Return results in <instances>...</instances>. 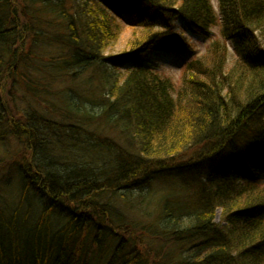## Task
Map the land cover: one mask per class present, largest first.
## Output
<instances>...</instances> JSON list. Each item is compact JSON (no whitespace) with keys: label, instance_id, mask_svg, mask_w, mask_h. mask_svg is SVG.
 I'll use <instances>...</instances> for the list:
<instances>
[{"label":"trees","instance_id":"obj_1","mask_svg":"<svg viewBox=\"0 0 264 264\" xmlns=\"http://www.w3.org/2000/svg\"><path fill=\"white\" fill-rule=\"evenodd\" d=\"M215 27L180 81L159 72ZM57 81L65 114L15 109L12 89ZM9 137L0 264H264V0H0Z\"/></svg>","mask_w":264,"mask_h":264},{"label":"rangeland","instance_id":"obj_2","mask_svg":"<svg viewBox=\"0 0 264 264\" xmlns=\"http://www.w3.org/2000/svg\"><path fill=\"white\" fill-rule=\"evenodd\" d=\"M213 3L215 7L218 9L219 7V0H213ZM178 27L183 29V24L181 22H177ZM213 37L209 40L204 39H198L194 38V42H192L194 50V56L193 53L189 54H183V55H168L167 57L163 58L162 60H159V71L160 73H163L164 75L170 77L173 80L180 81L186 73H184V67L187 65L191 60L194 58H201L205 54L207 48L211 45V42L215 39L219 38V27H215L212 31ZM131 36V31L128 27H125V30L123 32V35L120 37L118 43L110 50V53H120L126 48V44ZM228 50V49H227ZM228 56H227V70L231 69V66L234 62V57L231 55V53L228 50ZM43 53L42 55H44ZM43 64V66L40 64L41 70L44 71L45 68H49L47 65L48 63L45 61L39 62ZM88 77V74H85L83 76V79ZM65 81H57L53 86L52 90L54 92H59L57 96L52 98H47V94H51L52 92L49 90H46V95L43 97H40L41 92V86L37 88L38 91L32 92L31 90L23 87L22 84H20L15 89H18L16 91L15 89H12V97L14 102V107L16 110L19 109L18 112H23L26 110H32L37 112H43L45 114H48L53 117H58L60 114H65V96H61L60 93L62 90L69 89L70 85ZM75 86V85H74ZM86 89V87H83ZM44 91V90H42ZM11 97L8 95L6 96V100L10 102V105L13 106L11 102ZM51 100L54 102L53 104L55 106H60V109H57L51 105ZM50 102V103H48ZM21 142H18V140L13 137H9L5 141H0V159L4 158V163L2 167H0V194L4 195L8 202L11 204L13 200L17 197V194L19 192L20 184L18 183V158L21 151ZM78 162H81L78 160ZM264 184V181H263ZM159 197V196H156ZM5 198V199H6ZM12 205V204H11ZM125 213V210H123ZM220 221V212H217L216 215V222L218 223Z\"/></svg>","mask_w":264,"mask_h":264}]
</instances>
